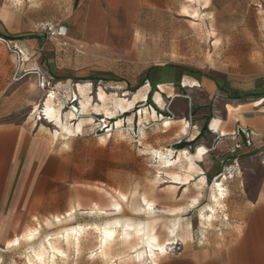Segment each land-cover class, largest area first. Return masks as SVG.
Wrapping results in <instances>:
<instances>
[{
    "label": "crops",
    "instance_id": "0c3cea01",
    "mask_svg": "<svg viewBox=\"0 0 264 264\" xmlns=\"http://www.w3.org/2000/svg\"><path fill=\"white\" fill-rule=\"evenodd\" d=\"M172 5L173 0H0V42L23 53L21 60L15 53L0 55V166L7 163L15 171L17 163L31 164L26 158L38 152L35 140L28 138L31 130L21 115L24 110L34 105L44 119L54 120L45 116L47 109L63 124L61 111L49 98L42 107L37 104L40 81L83 83L84 90L79 91L88 104L91 97L83 92L91 93L94 82L119 83L122 93L104 92L114 109L125 114L121 121L132 118L137 148L149 149L154 159L162 156L175 163L187 155L188 179L169 180V185L182 191L191 251L183 259L168 256L157 264H264V71L229 73L211 67L145 64L160 60L159 49L157 55L144 52L136 37L145 29H160ZM41 21L64 25V37L39 31L36 24ZM152 44L158 46L160 41ZM136 105L137 116L130 113ZM237 126L257 134L252 146L234 149L242 140L231 137ZM233 161L240 174L232 180L218 178L222 166ZM217 179L223 188L208 223L201 214H210L207 206L212 204ZM193 221L202 226L195 227ZM30 231L0 240V264L10 248L33 239L26 238ZM199 235L207 238L206 246L192 250ZM16 237L19 244L7 245ZM105 248L99 252L107 257ZM62 252L46 264L63 257Z\"/></svg>",
    "mask_w": 264,
    "mask_h": 264
},
{
    "label": "rangeland",
    "instance_id": "374dc122",
    "mask_svg": "<svg viewBox=\"0 0 264 264\" xmlns=\"http://www.w3.org/2000/svg\"><path fill=\"white\" fill-rule=\"evenodd\" d=\"M163 17L160 29L148 28L136 37L144 52L157 55L159 49L160 60L145 64L211 67L229 73L264 71V0H173ZM155 40L160 41L158 46L152 44ZM5 54L13 56L14 49L0 42V55ZM47 80L40 87L37 104L42 107L49 98L55 110L61 111L63 124L44 119L34 105L24 110L21 115L31 130L28 138L35 140L38 152L26 158L31 164L17 163L15 171L7 163L0 166V214L5 217L0 220L1 242L30 230L37 233L32 240H21L18 247L10 248L2 256L3 264H27L31 249L47 238L65 253L52 264H136L128 258L132 251L144 249L137 238L126 244L116 235L109 242L108 257L99 254L100 230L115 219L147 223L159 241L171 238L169 228L174 223L188 232L182 191L169 185L175 174L185 178L187 157L164 170L159 168L161 159L148 155L149 149L137 148L132 118L121 121L125 114L114 109L111 99L102 106L97 94L99 89L120 94V84L94 82L91 93L83 92L91 97L88 104L79 91L83 83L64 86ZM80 100L86 104L83 109ZM138 108L130 113L137 116ZM144 118L148 120L149 115ZM143 198L152 203L150 208ZM200 224L193 221L197 228ZM77 226L84 230L76 248L73 238L68 243L64 235ZM206 239L197 236L192 250L205 248ZM189 242L186 233L177 236L156 262L175 255L183 259L191 251ZM142 264L152 263L145 260Z\"/></svg>",
    "mask_w": 264,
    "mask_h": 264
},
{
    "label": "bare ground",
    "instance_id": "6f19581e",
    "mask_svg": "<svg viewBox=\"0 0 264 264\" xmlns=\"http://www.w3.org/2000/svg\"><path fill=\"white\" fill-rule=\"evenodd\" d=\"M90 85H91L90 83H87L86 86H87L88 89H90ZM83 90H84V88H83ZM98 97L100 99V102L102 103V106H105L106 102L108 100V96L103 92L102 89H99ZM83 98H84V96H83ZM95 105L97 106V104H95ZM125 105H127V104H125ZM85 106H86L85 103L81 104L82 109L85 108ZM53 112L55 113V110ZM43 113H44V111H43ZM45 116H47V118H54V120H56V122L59 125H61L59 117H58V114L54 115L52 112H50V111H48L46 109L45 110ZM62 128H64V127H62ZM201 152L202 151L199 150V152H198L199 157L201 155ZM185 156L187 157V155H185ZM178 157H180V156H178ZM159 159L162 160V162H160L161 163V165L159 167L160 169L167 170V169L171 168L174 164H176L174 159L173 160H168L165 157L163 158L162 156H160ZM176 162H177V160H176ZM182 178L180 177L179 174H175V176H173V179L174 180H179V183H180V181L188 179V177H185L183 179ZM222 188H223L222 184L219 182V179H217L216 183L214 184V192H213V195H212L213 196L212 204H209L207 206L210 214L209 215H206L204 213L201 214L202 218L207 220L208 223H210V221L212 220V218H213V216L215 214L216 204L218 203V198H220V195H221V192H222ZM143 201L150 208L152 203L149 202V201H146V199H144V198H143ZM114 206L116 208H119V209L121 208L120 204H118V203H115ZM149 208H147V209H149ZM57 218L58 217H56V219ZM146 224L132 223V222L131 223L130 222L122 223L119 219H115L113 221L107 222L102 227V229L100 230V239H99L100 240V242H99L100 245H99V247L101 249H104L106 246L108 247V245L115 239L116 235L118 236L119 240L122 243H126V244H129L133 238H137V239L141 240L142 244L144 245V249L142 251L134 250L133 251L134 254L131 255V258L133 260H137V261H140V262L147 260V261H150L153 264H157V262H156L157 258L159 256H164V255L167 254V251L169 249H171V247H169V246L174 243V241L176 240L177 236H179L181 238V237L185 236V233H186V235L188 234V232L182 231V229L179 230L178 224L174 223L169 228V235L171 236L172 241H171V238L170 239H166L164 241H159L157 234L152 231L153 229L150 230L148 228L150 226H148V224L147 225ZM116 227H118L119 230L116 229ZM83 230H84V228L82 226H77V227L71 228L70 231H67V232L65 231L66 232L65 235H64L65 241L68 242L71 238H73V240L75 241L76 246H77L79 238H80V235L83 232ZM36 233L37 232L35 230H31L28 233L27 237L26 236L25 237L27 239H32V238H34ZM13 242L17 243L18 242V238L16 237L12 241L7 242V245L12 244ZM17 244H19V243H17ZM46 244L47 245H45V243H41L39 245V247L37 248V251H34V253H32V255L33 254L34 255L30 259V261L28 262L29 264H46L48 259L52 262L56 255H60V256L63 255V252L50 239L46 240ZM134 247H135V245H132L131 249H133ZM47 249H49L51 251V255L47 251ZM106 249H108V248H105V250ZM99 253L101 254V252H99ZM107 254H109V253H107Z\"/></svg>",
    "mask_w": 264,
    "mask_h": 264
},
{
    "label": "built area",
    "instance_id": "2783aa9c",
    "mask_svg": "<svg viewBox=\"0 0 264 264\" xmlns=\"http://www.w3.org/2000/svg\"><path fill=\"white\" fill-rule=\"evenodd\" d=\"M37 29L47 36L53 38H62L65 35V27L62 24H55L49 21H41L37 24ZM14 53L16 54L17 58L21 60L22 58V51L19 48L13 47ZM48 84V80H42L39 82V86L44 88L45 85ZM238 136H242V140L236 142L233 147L234 149H239L243 146H252L254 144L255 138L257 134L248 128L237 126L234 132L231 134V137L236 138ZM240 174V167L237 161H233L231 163L225 164L222 166L220 172L217 174L218 178L224 180H232L235 176Z\"/></svg>",
    "mask_w": 264,
    "mask_h": 264
}]
</instances>
